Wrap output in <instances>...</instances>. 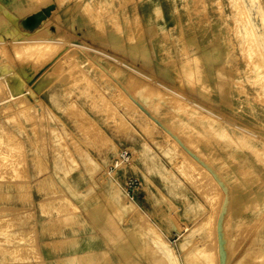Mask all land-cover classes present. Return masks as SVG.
I'll list each match as a JSON object with an SVG mask.
<instances>
[{"label": "rangeland", "instance_id": "rangeland-1", "mask_svg": "<svg viewBox=\"0 0 264 264\" xmlns=\"http://www.w3.org/2000/svg\"><path fill=\"white\" fill-rule=\"evenodd\" d=\"M259 37L264 0H0V264H51L42 240L85 227L114 264H264Z\"/></svg>", "mask_w": 264, "mask_h": 264}, {"label": "crops", "instance_id": "crops-1", "mask_svg": "<svg viewBox=\"0 0 264 264\" xmlns=\"http://www.w3.org/2000/svg\"><path fill=\"white\" fill-rule=\"evenodd\" d=\"M259 43L261 45H263L264 43V40L260 39V37H259ZM216 64L217 63L215 62L214 56H211L209 53L208 55H205V61L203 65L207 68V70L210 69L211 67H214V65ZM209 77L210 76L208 73L206 78L203 79V82H205V84L208 83L212 86ZM75 181H80L78 183V186L79 184L82 183L81 179H77L73 181L67 180L68 183H75ZM78 186L77 189L79 188ZM64 190L69 196H72L66 184H64ZM90 204L91 203L84 201L83 203H79V206H80V212L82 216L81 220L83 222V225L85 219L88 223H90L93 226V204L92 205ZM85 228H86L85 232L76 235L69 234L65 236L46 238L45 240L43 239L42 251L45 257L47 258V260L51 264H70V263L71 264H114L113 256L111 255L110 251H108V247L111 248L110 244L114 240L110 239V236L106 234L107 232L106 233L98 232L100 235L99 241L101 243L107 244V247L102 246L100 248H97V252L99 251H103V252H99L93 256V230H89L87 227ZM121 261L122 264H128V261L123 259V256Z\"/></svg>", "mask_w": 264, "mask_h": 264}, {"label": "built area", "instance_id": "built-area-1", "mask_svg": "<svg viewBox=\"0 0 264 264\" xmlns=\"http://www.w3.org/2000/svg\"><path fill=\"white\" fill-rule=\"evenodd\" d=\"M131 157L132 152L129 147L120 148L112 160L110 169L116 172L123 170V168L130 163ZM140 184L141 182L139 178L134 175H128L124 179V186L129 196L135 194L136 190L140 187Z\"/></svg>", "mask_w": 264, "mask_h": 264}, {"label": "bare ground", "instance_id": "bare-ground-1", "mask_svg": "<svg viewBox=\"0 0 264 264\" xmlns=\"http://www.w3.org/2000/svg\"><path fill=\"white\" fill-rule=\"evenodd\" d=\"M241 1V0H240ZM241 4H242V2H241ZM232 8V7H231ZM244 11V10H243ZM39 16L40 15H42V14H44V10L43 9H41V10H39V11H37L36 12ZM236 15V14H235ZM237 15H238V12H237ZM240 18V17H239ZM248 19V18H247ZM246 19V20H247ZM240 20V19H239ZM242 22V21H241ZM42 23V22H41ZM236 23V22H235ZM22 24V23H21ZM248 24V23H247ZM248 26V25H247ZM237 27H238V25H237ZM249 29V28H248ZM237 30H238V28H237ZM35 31V30H34ZM248 33V32H247ZM239 35V34H238ZM252 36V35H251ZM237 37V36H236ZM242 37V36H241ZM51 39L49 38V39H33V41H32V43L31 44H29L28 42H31V41H27L26 43H28L27 44V46H25V47H23V48H26V49H38V48H40L41 46H42V43H46V42H48V41H50ZM52 41V40H51ZM252 41V40H251ZM250 44V43H249ZM244 47V46H243ZM21 50V49H20ZM19 50V51H20ZM23 52V51H22ZM20 53V52H19ZM257 53V52H256ZM244 56V55H243ZM249 62V61H248ZM256 64V63H255ZM261 79V78H260ZM260 94V93H259ZM263 99V98H262ZM264 101V100H263ZM3 142V141H2ZM117 194V193H116ZM127 207H129L130 208V206L131 205H129V204H127L126 205ZM124 209V208H123ZM150 230H151V232H154L155 234H156V238H158L159 237V235L157 234V231L154 229V228H152V227H150ZM192 235H189V237L188 238H186L185 239V243L186 242H188L189 240H190V237H191ZM165 245H166V247L168 248V250H166V255H167V257H168V259H172V261L173 260H175V257H176V255H174L173 256V252H172V250H171V248H169L170 246L169 245H167L166 243H165ZM196 253H197V251L195 250V251H192V252H190L189 253V255L187 256V259H186V261L188 262V264H194L195 263V258H196ZM170 259V260H171ZM177 261V260H176ZM172 263V262H171ZM174 263H175V261H174Z\"/></svg>", "mask_w": 264, "mask_h": 264}, {"label": "water", "instance_id": "water-1", "mask_svg": "<svg viewBox=\"0 0 264 264\" xmlns=\"http://www.w3.org/2000/svg\"><path fill=\"white\" fill-rule=\"evenodd\" d=\"M54 9L53 5H50L44 8V14L38 15L36 12L25 17L22 21L24 27L33 29L37 27L45 18L51 15L52 10Z\"/></svg>", "mask_w": 264, "mask_h": 264}]
</instances>
